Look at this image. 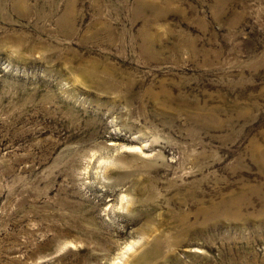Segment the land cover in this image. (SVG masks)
I'll return each mask as SVG.
<instances>
[{"label":"rangeland","instance_id":"374dc122","mask_svg":"<svg viewBox=\"0 0 264 264\" xmlns=\"http://www.w3.org/2000/svg\"><path fill=\"white\" fill-rule=\"evenodd\" d=\"M0 264H264V0H0Z\"/></svg>","mask_w":264,"mask_h":264}]
</instances>
